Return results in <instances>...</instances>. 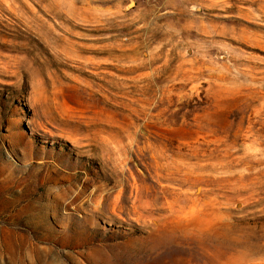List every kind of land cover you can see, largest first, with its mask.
<instances>
[{"label": "rangeland", "instance_id": "374dc122", "mask_svg": "<svg viewBox=\"0 0 264 264\" xmlns=\"http://www.w3.org/2000/svg\"><path fill=\"white\" fill-rule=\"evenodd\" d=\"M27 241L264 264V0H0V264Z\"/></svg>", "mask_w": 264, "mask_h": 264}, {"label": "bare ground", "instance_id": "6f19581e", "mask_svg": "<svg viewBox=\"0 0 264 264\" xmlns=\"http://www.w3.org/2000/svg\"><path fill=\"white\" fill-rule=\"evenodd\" d=\"M4 251L9 254L12 264H56L53 251H46L39 248L38 244L32 241L17 242L7 244ZM122 260L110 262L109 260L101 261L96 264H120Z\"/></svg>", "mask_w": 264, "mask_h": 264}]
</instances>
